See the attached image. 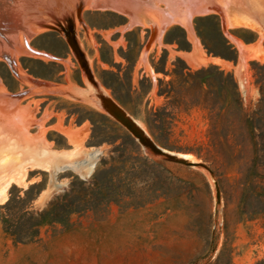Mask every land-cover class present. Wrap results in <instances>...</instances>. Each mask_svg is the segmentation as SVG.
Returning a JSON list of instances; mask_svg holds the SVG:
<instances>
[{
  "label": "rangeland",
  "instance_id": "obj_1",
  "mask_svg": "<svg viewBox=\"0 0 264 264\" xmlns=\"http://www.w3.org/2000/svg\"><path fill=\"white\" fill-rule=\"evenodd\" d=\"M142 1L151 6L140 8L151 21L148 27L131 26L129 15L112 9H86L84 0H39L44 13L34 23L44 31L25 42L27 51L21 31L11 33L19 36L15 48L13 40L8 45L0 38V169L14 163L27 171L24 185L13 183L0 202V264L264 263V191L249 188L264 185V159L252 175L251 148L234 138L236 128L222 118L235 99L229 75L245 110L257 109L264 0ZM76 2L83 4L77 40L101 90L158 146L204 163L213 174L145 151L102 111L64 37L47 25L69 17L76 24ZM213 6L224 16L210 10ZM252 38L256 42L250 43ZM186 41L190 47L185 50ZM235 52L236 62L230 59ZM4 56L13 60L18 77ZM151 112L156 117L149 118ZM120 153L162 163L140 165L143 178L153 184L137 188L150 200L147 204L125 200L76 214L66 224L45 226L27 244L5 233L2 216L25 208L43 211L74 178L90 180L102 160ZM40 157L51 160L48 170L29 165ZM92 164L90 175L75 169ZM157 190L166 194L156 198ZM10 200V209H3Z\"/></svg>",
  "mask_w": 264,
  "mask_h": 264
},
{
  "label": "trees",
  "instance_id": "obj_2",
  "mask_svg": "<svg viewBox=\"0 0 264 264\" xmlns=\"http://www.w3.org/2000/svg\"><path fill=\"white\" fill-rule=\"evenodd\" d=\"M256 42L255 38L250 43ZM186 45V46H185ZM184 46L188 49V42ZM231 49H233L231 47ZM237 61V52L230 58ZM231 83L235 88V99L226 105L222 118H225L230 127L236 128L232 135L242 140V143L248 144L253 154L252 175H257V169L261 166L264 159V65L258 69L256 74V85L259 88L260 99L257 109L248 113L239 96L237 84L232 76ZM213 111V109H211ZM149 118L156 117L151 112L148 113ZM153 130V128H151ZM200 157V156H199ZM141 166H162V163L150 161L148 158L137 155L131 159H127L124 154H117L111 157L110 161L102 160L97 168L95 175L88 181L74 178L69 189L63 194L56 196L41 212H31L27 208L19 210L15 214L2 216L5 233L10 236L17 244H27L37 240L41 230L51 224H66L70 218L76 214H83L89 211L105 210L114 203H120L125 200L132 202L139 201L137 206L145 205L150 200H146V196L137 194V188L144 184L151 187L149 180L143 178ZM250 189L264 191V185L258 187L250 184ZM156 198L166 193L163 190ZM19 201L22 199L19 197ZM12 200L8 201L2 208L9 210ZM261 213H264V208ZM226 246V244H225ZM224 246V248H225ZM264 264V263H262Z\"/></svg>",
  "mask_w": 264,
  "mask_h": 264
},
{
  "label": "water",
  "instance_id": "obj_3",
  "mask_svg": "<svg viewBox=\"0 0 264 264\" xmlns=\"http://www.w3.org/2000/svg\"><path fill=\"white\" fill-rule=\"evenodd\" d=\"M29 1L28 0L27 2L25 1L28 12L36 9V5L34 3L31 4ZM14 3H15V0H0V38H2L8 45H11L10 41L7 38L9 34L14 33V31H19V30L26 31L23 21L21 20L20 10L15 6ZM82 9H83V4L80 2V4L77 7V11H76V17L80 21H81V16H82ZM210 10L216 12L222 17L224 16L222 10L218 6H213ZM29 15L31 17H34L33 12L30 13ZM49 16L51 15L49 14ZM64 18H66V16ZM64 22L66 23V26L62 24H58L56 27H51V29L54 32L64 35L67 45L75 54L74 56L83 74L86 75L87 79L96 88L97 92L95 93V97L102 111L107 113L116 122H118L122 127H124L136 139V141L139 142V144L142 146V148L145 151L150 152L153 155L161 156L170 162L180 164L188 168L208 171L211 174H213L210 168L204 163L193 162L191 160L179 157L178 154L173 153L169 150H166L158 146L151 139L148 133H146V131L143 130L138 125L137 121L132 116H130L113 98H111L104 91L101 90L99 84L93 81L92 74L90 72L87 62L85 61L84 55L81 54L75 42L76 35H75L74 29L72 26V21L69 18H66ZM224 25L225 23L223 21V24H222L223 31L224 33L228 34L227 31H225ZM39 26H43V25L40 24ZM4 59L9 65L14 76L18 77V74L14 69L15 66H14L13 60L8 56H4ZM22 95L24 94H19L15 96L19 97ZM218 200H219V192H218Z\"/></svg>",
  "mask_w": 264,
  "mask_h": 264
},
{
  "label": "bare ground",
  "instance_id": "obj_4",
  "mask_svg": "<svg viewBox=\"0 0 264 264\" xmlns=\"http://www.w3.org/2000/svg\"><path fill=\"white\" fill-rule=\"evenodd\" d=\"M25 1L27 2V0H15V6L20 10V13H21V20L23 21V24H24V26H25V28H26V31H21V30H19V31H21V32H23V33H20V34H18V35H21L20 37L19 36H17V34H9L8 36H7V38L8 39H10V40H13V42L15 43V39H18V37H19V40H20V42H21V44H23V46H24V48H25V42L27 41V40H29V38H31L32 37V35L33 34H36V33H40V32H42V31H44V29H42V28H40L39 26H37V25H35V24H33L35 21H39V20H36V19H34L35 18V16L37 17V15H41V13H44V11H41L42 10V8H40V4H39V0H28L31 4L32 3H34L35 5H36V9L35 10H33V11H27V7H26V4H25ZM84 1H86L84 4H86V9L87 8H93V9H98V8H101V9H112V10H115V11H118V12H120V13H122V14H127V15H129V17L128 18H131V20H132V22L130 23V25L132 26V25H141V24H143V26L144 25H148V22L150 21H148V19L146 18H144V17H142V14L140 13L141 12V10H140V8H141V5L142 6H145V7H151V6H149L148 4V2H143L142 0H113V2L111 1V0H84ZM129 1V2H128ZM148 3V4H147ZM80 4V2H76V4L74 5V16H75V13H76V11H77V7H78V5ZM152 4V3H151ZM217 4V3H216ZM203 5V4H202ZM160 7V6H159ZM200 7H202V6H199V10H201V11H204V10H207L208 9V7H206V6H204V7H202V9L200 8ZM223 7V6H222ZM221 7V8H222ZM144 9V8H143ZM194 10V9H193ZM192 10V11H193ZM197 10V12L198 13H202L203 14V12H200V11H198V9H196ZM41 11V12H40ZM143 11V10H142ZM33 12V14H34V17H30V13H32ZM191 12V11H190ZM195 12V10L193 11V12H191V14L193 15V14H196V13H194ZM144 16H146V15H144ZM76 17V16H75ZM74 17V18H75ZM82 17V16H81ZM189 18L185 21V23H187V25H188V22H190V19H191V17L190 16H188ZM44 18V17H43ZM70 18V17H69ZM226 19H227V16H226ZM31 21L33 22V23H31ZM81 21H82V18H81ZM165 21V20H164ZM29 22L31 23L30 25H28V26H30V28H28V26H27V24H29ZM75 22H76V24L73 22V20H72V26H73V29H74V32H75V42H76V44H77V46H78V48H79V51L81 52V54L82 55H84V53H83V51H82V48H81V46H80V44H79V41L77 40V34H76V28L80 25L79 23H78V20H77V18L75 19ZM151 22V21H150ZM27 23V24H26ZM154 23V22H153ZM162 23V22H161ZM166 23V22H165ZM226 25H227V27L229 26V23H228V20L226 21ZM58 24H62V25H64V26H66V23L64 22V21H61V22H58L56 25L55 24H52V23H47V25H50L51 27H56ZM167 24V23H166ZM171 24V23H170ZM135 25V26H136ZM159 25V24H158ZM186 25V26H187ZM230 25H231V22H230ZM246 25H248V24H246ZM160 26H162L161 24H160ZM189 26V25H188ZM187 26V27H188ZM255 27V25L253 24V25H251V27ZM148 27V26H147ZM227 27H225V31H226V28ZM252 27V28H253ZM189 28V27H188ZM258 28V27H257ZM257 28H254V29H257ZM158 29V28H157ZM19 31H16V32H19ZM26 32V33H25ZM262 35V34H261ZM62 36L64 37V35L62 34ZM64 39H65V37H64ZM233 39V38H232ZM2 40V39H1ZM65 41H66V39H65ZM161 41V40H160ZM234 41V40H233ZM12 42V43H13ZM236 42L239 44V47H241L242 48V44L238 41V40H236ZM13 43V44H14ZM67 43V42H66ZM16 45H17V43H15V45L13 46L14 48L16 47ZM153 45V44H152ZM13 48V49H14ZM9 49V48H8ZM15 50V49H14ZM10 51V52H12V56H14L13 54H16V51ZM22 50H24V49H22ZM25 50H26V48H25ZM71 50V49H70ZM1 51H3V49L0 47V52ZM6 51V50H5ZM8 51V50H7ZM27 51V50H26ZM9 52V53H10ZM71 52H73L72 50H71ZM25 53V52H24ZM11 54V53H10ZM36 54H37V52H36ZM73 55H75L74 53H73ZM11 56V57H12ZM14 57H16V56H14ZM84 58H85V61L87 62V64H88V67H89V69H90V64H89V61L87 60V58L85 57V55H84ZM17 60V59H16ZM18 63V62H17ZM19 71V74L22 76L23 75V73H22V71H21V69L20 70H18ZM90 72H91V70H90ZM92 74V73H91ZM92 79H93V81L94 82H96L97 83V81H96V79L94 78V76L92 75ZM88 80V79H87ZM88 83L90 84V86L92 87V89L94 90V92L96 93L97 92V90H96V88L93 86V84H91V82L88 80ZM100 86V85H99ZM57 88V87H56ZM45 89V88H44ZM105 92V91H104ZM97 101V100H96ZM98 108H99V106H97ZM100 109V108H99ZM3 128V127H2ZM5 130V129H4ZM1 131H2V129H1ZM6 133V132H5ZM7 134V133H6ZM4 135V134H3ZM1 136V135H0ZM1 138H2V136H1ZM4 139V138H3ZM1 146V145H0ZM3 146V145H2ZM0 149H1V147H0ZM179 157H182V158H185V159H188L187 158V156L185 155H178ZM96 157V156H95ZM51 161V160H50ZM48 159H47V157L46 158H39V159H37V160H32V162H30L29 163V165L30 166H32V167H34V166H36L37 168L39 167V168H41V167H43V168H48L49 166L51 167V162H50ZM87 164V163H86ZM0 165H2V162L0 161ZM85 166V165H84ZM74 167V166H73ZM89 167V168H88ZM88 167H86V169L84 168V169H80V167L78 168V167H76L75 169L78 171V174H81V175H90L91 173H92V170L94 171V169H93V167H94V164H92L91 166H88ZM35 168V167H34ZM67 168V167H66ZM83 168V167H82ZM69 169V168H68ZM48 170V169H47ZM50 170V169H49ZM72 170H73V168H72ZM75 170V171H76ZM77 171H76V173H77ZM26 174H27V171H26V169L24 168V167H22V166H19V165H16V164H14V163H10V164H8V165H5L3 168H1L0 169V202H3V201H5L7 198H6V194H7V191L9 190V188L12 186V184L13 183H18L19 185L21 184V186H23L24 185V179H25V177H26ZM89 177V176H88ZM24 182V183H23ZM18 184H16V185H18ZM27 186V185H26ZM26 186H24L25 188H26Z\"/></svg>",
  "mask_w": 264,
  "mask_h": 264
}]
</instances>
